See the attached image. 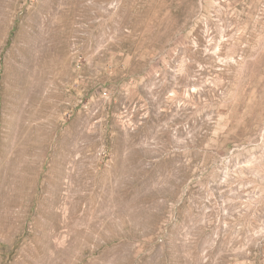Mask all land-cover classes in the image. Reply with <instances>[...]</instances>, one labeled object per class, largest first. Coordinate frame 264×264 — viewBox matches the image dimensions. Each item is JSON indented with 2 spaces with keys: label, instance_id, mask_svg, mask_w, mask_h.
<instances>
[{
  "label": "rangeland",
  "instance_id": "rangeland-1",
  "mask_svg": "<svg viewBox=\"0 0 264 264\" xmlns=\"http://www.w3.org/2000/svg\"><path fill=\"white\" fill-rule=\"evenodd\" d=\"M0 264H264V0H0Z\"/></svg>",
  "mask_w": 264,
  "mask_h": 264
}]
</instances>
